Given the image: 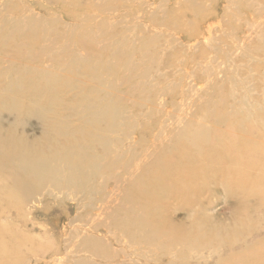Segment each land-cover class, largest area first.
<instances>
[{"label":"rangeland","instance_id":"rangeland-1","mask_svg":"<svg viewBox=\"0 0 264 264\" xmlns=\"http://www.w3.org/2000/svg\"><path fill=\"white\" fill-rule=\"evenodd\" d=\"M0 95L40 109L1 115L24 149L49 141L88 160L68 170L74 190L39 189L19 214L0 205V222L23 244L11 264L262 259L264 186L227 191L211 172L246 160L264 168V0H0ZM201 126L198 165L209 169L195 192L175 177L174 146ZM246 133L260 143L247 158ZM196 228L215 245H170L173 234L198 237Z\"/></svg>","mask_w":264,"mask_h":264},{"label":"bare ground","instance_id":"bare-ground-1","mask_svg":"<svg viewBox=\"0 0 264 264\" xmlns=\"http://www.w3.org/2000/svg\"><path fill=\"white\" fill-rule=\"evenodd\" d=\"M54 81L55 79L51 77V79L45 80L44 84L48 89L52 90L51 84ZM8 107H10V109H7ZM6 110L10 113L12 112L14 115H19L23 110V113H26L28 115L40 113V109L37 107H35V109L32 111H26L28 109H23L22 105H20L18 102L12 101L7 103L4 97H0V205L3 208L9 210L17 208L18 210L16 209V212L19 214L22 204L29 199L31 193L36 192L39 189H42L44 187H51L60 188L63 190L65 188H71L74 190L76 186H73V182H71V175H69L68 170L70 169V171H72L80 164L85 165V162L88 160L83 162L79 161V163H77V161L71 160L70 157L62 156V152L58 153L57 151L52 149L49 141L41 144L40 149L42 152H37L38 150L36 146L31 150L24 149L21 140L15 137H9L11 136V133L9 132V130L5 131V129L7 128L5 122L1 118V115H4L6 113ZM114 119L115 117L111 116V118H109V121ZM21 123V120L17 121V125H20ZM243 123L246 122L241 121L238 124L242 126ZM197 130L193 131V133L189 135L181 134L180 140L195 144L198 143L197 145L192 146V151L195 157H189L188 151L186 150L188 148V145L191 146L190 143H188V145L182 144V147L179 148L177 146H174V148L178 150V154H176L178 165L173 164L175 177H178L179 179L178 183L180 185L189 184L191 187V191L193 190L195 192L198 189L197 186H194L197 185L195 184V181H198L199 178L205 176V173L203 171L204 168L206 170L209 169L207 168L208 166H203V168H201L198 165L200 163L199 161L203 159L201 157L203 149H200L202 148L200 146L206 143L207 138L205 137L207 136V132L202 126L198 131ZM249 135V133H246L245 136H240L242 140L239 143V152L245 158L256 153L260 147V143H258V141H255L252 138H248ZM105 148L109 149L110 146L106 145ZM209 172L211 171L209 170ZM212 172L211 174L222 175V183L226 186H229L228 188H226L227 191H230L231 187H235L237 188L236 190L238 192L246 194L251 190L252 187L256 189L258 187L264 186V168L256 169L255 164L250 160H246L244 163L237 166L235 172L229 171V167L227 166H223L220 170H215L213 168ZM150 181H152V183L154 182L152 177ZM151 188L152 191L148 190L146 192L153 193L156 189H159L155 187V183ZM3 208H1L2 214L4 211ZM148 225L152 228L154 227L149 221ZM12 226V223L10 224L0 222V264H11L14 262H19L21 258L19 257V254L21 249L20 246L23 245L22 239L12 229ZM195 231V234H197L198 237L192 239L188 238V236L184 233H178L177 236L174 234L173 236H169L168 240L171 243L170 245L177 241L178 244L185 245L187 250H191L192 247L195 246L197 249H201L199 248V239L204 240V245L207 247L215 245L211 243L206 244L207 241L211 240L207 233H205L204 236H201V231L198 228H196ZM224 234L228 238L235 239V235L233 233L225 232ZM49 247V243L46 242L44 249L46 253H48ZM215 251H217V249L213 250V252ZM217 253L213 254L217 255ZM238 256L244 264L254 263V260L245 262L243 254H239ZM217 263L222 264L219 258H217ZM257 264H264V255L260 262Z\"/></svg>","mask_w":264,"mask_h":264}]
</instances>
